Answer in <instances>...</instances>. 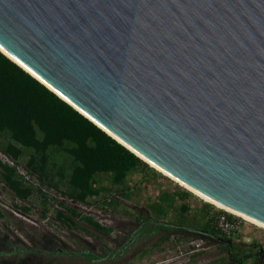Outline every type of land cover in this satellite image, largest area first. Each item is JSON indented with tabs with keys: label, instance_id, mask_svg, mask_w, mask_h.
I'll return each mask as SVG.
<instances>
[{
	"label": "water",
	"instance_id": "obj_1",
	"mask_svg": "<svg viewBox=\"0 0 264 264\" xmlns=\"http://www.w3.org/2000/svg\"><path fill=\"white\" fill-rule=\"evenodd\" d=\"M0 52L145 163L264 224V0H0Z\"/></svg>",
	"mask_w": 264,
	"mask_h": 264
},
{
	"label": "trees",
	"instance_id": "obj_2",
	"mask_svg": "<svg viewBox=\"0 0 264 264\" xmlns=\"http://www.w3.org/2000/svg\"><path fill=\"white\" fill-rule=\"evenodd\" d=\"M0 152L12 161L8 164L0 160V183L12 197L22 200L36 193L44 203L47 195L40 188L44 185L71 201L93 202L98 207L116 210L123 199L133 197V191L137 193L138 189L128 185L133 173H152L172 183L2 52ZM17 165L33 175L38 184H33L19 173ZM190 195V191L178 184H173L171 189H159L156 194L145 196L143 209L132 210L135 225L124 230L123 239L115 238L111 249L103 248L102 252L93 253L79 244L80 250L65 252L77 263L96 264L107 259L123 258L127 249L139 245L140 240L143 242L156 236L157 241L152 242L156 246L175 234V241L185 236L188 240L201 239L214 243L224 251V256L217 259L222 264H253L259 259L254 253L256 246L261 247L260 259L264 260V246L255 237L243 241L242 236L249 234L245 232L242 235V230L235 237L222 234L214 225V216L221 209L201 201L195 210H191L187 202ZM51 199L55 204L53 216L59 223L79 227V222H82L103 235H109L112 230L63 200ZM19 210L25 214L29 207L20 206ZM170 214L171 220L167 221ZM0 216H4L1 208ZM15 224L22 229L20 221ZM245 225L263 231V228L250 222L244 223L242 229ZM136 233L141 238L133 243L132 236ZM28 238L30 245H24L11 239L7 229L3 228L0 234V264H54V256L64 253L51 239L43 236L36 240ZM188 247L191 249L193 245L188 244ZM140 252H145V249ZM124 263L126 261L119 264Z\"/></svg>",
	"mask_w": 264,
	"mask_h": 264
},
{
	"label": "rangeland",
	"instance_id": "obj_3",
	"mask_svg": "<svg viewBox=\"0 0 264 264\" xmlns=\"http://www.w3.org/2000/svg\"><path fill=\"white\" fill-rule=\"evenodd\" d=\"M0 160L8 164L12 162L8 156L1 152ZM17 170L27 180L35 185L38 184L36 178L33 175L27 174L21 165H17ZM170 180L172 183L147 172L131 174L128 185L132 189H138L137 193L133 191L135 193L133 197L123 199L122 204L116 210L98 207L93 202L78 203L71 201L44 185L40 186L41 190L47 195L44 203L42 197L36 193L28 199H17L12 197L0 183V208L4 214L3 217L0 216V234L2 233V229L6 228L11 239L19 240L24 245H30L31 242L28 237L36 240L38 237L43 236L46 239H51V242L57 246L58 250L62 249L64 252L60 256H54V260L56 261L54 264H80L76 260L71 259V255H67L65 251L80 250V245L82 244L93 253H100L103 248L111 249L115 245L114 239H123L125 235L124 230L126 228L130 229L135 225L134 218L132 217L133 214L131 213L132 210H141L145 207L143 205H145L146 195H154L159 189L166 187L171 189L173 184H178L174 180ZM51 198L63 200L67 205L79 210L81 213L93 216L100 224L110 226L112 230L109 235H103L82 222H79L78 225L85 229H80L76 226L67 227L59 223L53 216L55 204ZM201 201L204 200L192 192L187 200L188 205L192 208L191 210H195ZM20 206H28V212L22 213L19 210ZM122 206L129 212L128 214ZM212 206L213 208H218L213 204ZM171 217L172 214L166 220L170 221ZM16 221H20L22 225L21 230L16 227ZM187 221H189V217H187ZM6 223L8 224L6 225ZM245 232L249 235L244 234ZM241 234H244L243 236L241 235L243 241H248L249 237H255L257 242L264 246V229L263 231L255 230L250 225H245ZM174 235L156 246L152 244V242L157 241L156 236L143 242L140 240L139 245L136 244L134 248L127 249L123 258L107 259L99 261L96 264H119L124 261H126L124 264H222L217 259L224 256V251L214 243H206L201 239L188 240L185 236L183 239L175 241ZM140 238L141 235L136 233L132 236V242L134 243ZM188 244L193 245V248L189 249ZM141 249H145V252H140ZM194 252L199 253L194 254ZM87 263L84 261L83 264Z\"/></svg>",
	"mask_w": 264,
	"mask_h": 264
},
{
	"label": "built area",
	"instance_id": "obj_4",
	"mask_svg": "<svg viewBox=\"0 0 264 264\" xmlns=\"http://www.w3.org/2000/svg\"><path fill=\"white\" fill-rule=\"evenodd\" d=\"M246 222L248 221H245L240 216L229 213L223 209L214 216L215 227L226 236H237Z\"/></svg>",
	"mask_w": 264,
	"mask_h": 264
},
{
	"label": "bare ground",
	"instance_id": "obj_5",
	"mask_svg": "<svg viewBox=\"0 0 264 264\" xmlns=\"http://www.w3.org/2000/svg\"><path fill=\"white\" fill-rule=\"evenodd\" d=\"M148 164H149L150 166H152L153 168H155V170H157L158 172H160V173H162V174H164V175H166V176H169V178H171L172 180H174V181H175L176 183H178L181 187H183V188L189 190L190 192H192L193 194H195L196 196H198V197L201 198L202 200H204V201H206V202H209V203L213 204L214 206H216V207H218V208H220V209H223V210H225V211H227V212H229V213H232V214L238 215V216H240L242 219H244L245 221H248V222H250V223H253L254 225H256V226L261 227V228L264 229V224H261L260 222L254 220V219H251V218H249V217H247V216H244V215H242V214H239V213H237V212H234V211H232V210H230V209H228V208H226V207H224V206H222V205H220V204L214 202L213 200L207 198L206 196L200 194L199 192H197V191H195V190L189 188L188 186H186V185L183 184L182 182H180V181H178V180L172 178V176H170V175H168L167 173L161 171L158 167L154 166L152 163H149V162H148Z\"/></svg>",
	"mask_w": 264,
	"mask_h": 264
},
{
	"label": "flooded vegetation",
	"instance_id": "obj_6",
	"mask_svg": "<svg viewBox=\"0 0 264 264\" xmlns=\"http://www.w3.org/2000/svg\"><path fill=\"white\" fill-rule=\"evenodd\" d=\"M260 251H262L261 247H258V246L254 247V253L256 256H258L259 259L254 260L253 264H264V260L260 259V254H261ZM263 255H264V252H263Z\"/></svg>",
	"mask_w": 264,
	"mask_h": 264
}]
</instances>
